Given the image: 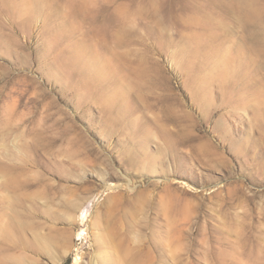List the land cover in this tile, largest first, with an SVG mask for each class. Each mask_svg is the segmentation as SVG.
I'll return each mask as SVG.
<instances>
[{"label":"rangeland","instance_id":"obj_1","mask_svg":"<svg viewBox=\"0 0 264 264\" xmlns=\"http://www.w3.org/2000/svg\"><path fill=\"white\" fill-rule=\"evenodd\" d=\"M0 264H264V0H0Z\"/></svg>","mask_w":264,"mask_h":264},{"label":"bare ground","instance_id":"obj_2","mask_svg":"<svg viewBox=\"0 0 264 264\" xmlns=\"http://www.w3.org/2000/svg\"><path fill=\"white\" fill-rule=\"evenodd\" d=\"M113 186H109V188H112ZM104 240V239H103Z\"/></svg>","mask_w":264,"mask_h":264}]
</instances>
